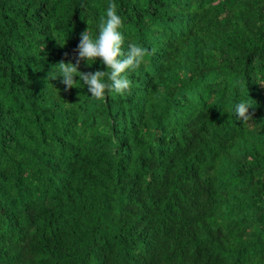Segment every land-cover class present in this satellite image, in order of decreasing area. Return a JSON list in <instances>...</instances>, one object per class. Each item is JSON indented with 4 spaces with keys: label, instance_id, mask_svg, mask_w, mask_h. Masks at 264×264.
Masks as SVG:
<instances>
[{
    "label": "trees",
    "instance_id": "trees-1",
    "mask_svg": "<svg viewBox=\"0 0 264 264\" xmlns=\"http://www.w3.org/2000/svg\"><path fill=\"white\" fill-rule=\"evenodd\" d=\"M112 2L145 54L97 99L48 75L109 0H0V264H264V0Z\"/></svg>",
    "mask_w": 264,
    "mask_h": 264
},
{
    "label": "clouds",
    "instance_id": "clouds-1",
    "mask_svg": "<svg viewBox=\"0 0 264 264\" xmlns=\"http://www.w3.org/2000/svg\"><path fill=\"white\" fill-rule=\"evenodd\" d=\"M122 26V18L117 13V5L109 0L105 15L101 18L99 34L93 38L90 35L89 27L80 34V41L75 52V62L60 61L52 66L48 77L57 79L62 77L65 90L77 87V82L82 81L93 98H103L106 94L113 92L124 94L130 91V81L127 72L138 68L142 62L145 50L135 42L123 48L124 36L119 29ZM67 56L68 54L65 53ZM97 59L100 60L107 70H97L95 72L80 71L82 62L91 66ZM58 72L59 75H55ZM79 77V80H77ZM107 77V82L102 80ZM264 85V84H261ZM252 106L241 100L235 105L234 113L238 120L243 121L247 126L254 118L250 112Z\"/></svg>",
    "mask_w": 264,
    "mask_h": 264
}]
</instances>
